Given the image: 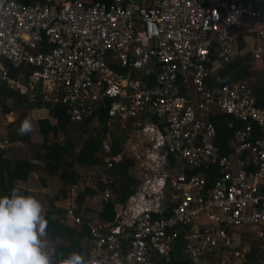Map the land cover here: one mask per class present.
I'll return each mask as SVG.
<instances>
[{"label":"built area","instance_id":"2783aa9c","mask_svg":"<svg viewBox=\"0 0 264 264\" xmlns=\"http://www.w3.org/2000/svg\"><path fill=\"white\" fill-rule=\"evenodd\" d=\"M241 32L254 37L250 49L262 61L264 0H0V83L30 100L41 94L65 105L73 123L104 98L115 99L111 112L146 115L144 126L137 122L149 145L143 159L136 156L135 191L113 222L86 218L84 256L92 264H174L176 251L191 264H264V107L247 81L224 84L217 95L205 83L210 56H217L215 68L232 61ZM111 64H130L134 77ZM21 65L33 67L28 79L21 70L12 78L10 66ZM217 111L244 122L229 140L232 155L215 143L208 114ZM10 146L0 132L6 156ZM101 152L102 165L73 191L96 190L97 179L109 183L100 171L126 156L112 153L108 137ZM113 199L108 189L94 196L98 213ZM75 210L59 223L81 226Z\"/></svg>","mask_w":264,"mask_h":264},{"label":"trees","instance_id":"16d2710c","mask_svg":"<svg viewBox=\"0 0 264 264\" xmlns=\"http://www.w3.org/2000/svg\"><path fill=\"white\" fill-rule=\"evenodd\" d=\"M19 2L29 4L44 0H17ZM86 3H92L98 0H83ZM248 34L241 32L236 39L238 54L230 62H224L218 67H214L210 61L217 59V56L211 55L210 61L205 64L208 74L205 78V83L210 91L217 95L220 88L227 83L248 82V86L255 98L258 107H264V58L262 59L261 69L258 75L254 78L253 74V54L246 39ZM118 72L124 73L128 78H133L132 67L129 64L122 68L118 65L111 64ZM33 67L22 65L18 68L10 66L9 75L12 78H17L19 70L24 71L25 79H28ZM147 85L152 84L153 77L148 76L146 79ZM115 99L104 98L96 108L93 114L86 117L79 124V133L67 136L64 143H60L59 134L65 133L69 127V115L67 107L52 101H42L41 94H37L35 100H30L24 95L9 88L6 84L0 83V113L9 115L16 113V118L13 127H16V135L14 138H9L12 142L28 144L32 142L33 134L41 137L40 147L42 152L35 155L36 160L43 163V166L31 164L27 160L10 161L7 159L6 152L0 150V196L10 194V190L16 187L17 182H26L29 175L34 169H43L50 176L58 177L61 182V188L58 195L48 201V209L45 212L48 221L47 231L53 242L58 244L57 251L63 254H68L73 251L83 253L82 241L88 238L89 231L86 226L87 217L86 209L83 208L84 201L87 197H93L96 194L95 189L86 188L82 192L77 193L76 210L77 215H81L83 224L77 227H67L59 223V219L66 213L67 202L71 198L69 188L77 184L79 179V171L75 169V165L85 169H92L95 166L102 165V143L107 137L112 144V153H118L122 150L120 141L113 136V130L109 127V120L113 118L111 115L112 106ZM45 108L47 109L48 117L55 120L51 124L47 118H34L31 109ZM97 116V127H91L90 121ZM29 118L34 124L31 130L21 135L19 128L21 123ZM216 130L215 143L222 153L232 155V148L229 146V140L232 138L233 130L241 128L244 122L229 114H224L219 111L211 114L209 117ZM155 121V118H152ZM35 120V121H34ZM31 123V124H32ZM232 123V127H229ZM90 126V127H89ZM254 135L258 134V125L253 123ZM7 138V137H6ZM80 139L81 146L78 151L75 150L74 141ZM8 139V138H7ZM8 139V140H9ZM135 159L124 156L123 159L113 165L110 171L100 172L106 173L110 178L109 183L97 185V189L103 192L108 189L113 194V201L103 203V210L98 215V219L102 222H113L116 214L115 209L118 205H124L128 197L135 191L139 180L131 173ZM101 173L97 176L100 178ZM208 183H212V177H208ZM18 189V188H17ZM28 194L27 191H21ZM253 244L256 241L252 240ZM250 262V260H249ZM174 264H191L190 262L181 261L180 253L176 251L173 254ZM55 264V258L54 262ZM160 264H163L162 262Z\"/></svg>","mask_w":264,"mask_h":264},{"label":"clouds","instance_id":"9594fccd","mask_svg":"<svg viewBox=\"0 0 264 264\" xmlns=\"http://www.w3.org/2000/svg\"><path fill=\"white\" fill-rule=\"evenodd\" d=\"M29 118L21 123V135L31 130ZM48 221L41 201L13 187L0 196V264H92L78 251H57L47 231Z\"/></svg>","mask_w":264,"mask_h":264},{"label":"rangeland","instance_id":"374dc122","mask_svg":"<svg viewBox=\"0 0 264 264\" xmlns=\"http://www.w3.org/2000/svg\"><path fill=\"white\" fill-rule=\"evenodd\" d=\"M259 48L263 49L261 45L259 46ZM216 63H217V60L213 63V66H215ZM261 64H262L261 60H255L253 58L254 74H253V77L251 78H254L256 75H258L261 69ZM30 111L31 113L33 112L32 109ZM41 112L42 113H37L39 116L38 119H44V116L46 115L45 110ZM15 118H16V113H12V114L5 115V116L0 113V132H1V135L4 136L5 138L7 137L8 139L9 138L11 139L15 137L16 127L12 126V124L15 121ZM45 118H47L51 124L55 123L52 118H48V117H45ZM137 122L141 123V125L144 126V124H146V117L142 115L131 117L130 114H126V116L123 117L120 115L119 112H117L113 116V118L109 121V125L111 127V130H113V136H115L120 141V144L122 146V149L125 155L133 156V158L135 159V163L133 167L130 169V171L135 176V178L140 179L141 178L140 177V167H139L140 160L136 156H139L141 157V159H143V156L146 153L145 152L146 147H148L147 144L149 142V139H148V135H141V138H139L141 126L140 127L137 126ZM93 124H97L96 121ZM31 125L32 127L34 126L33 123ZM78 133H79V124L78 123L70 124L65 133L63 132L59 134V138L60 137L62 138V141H60V143L61 144L64 143L67 136L71 137L72 135H75ZM10 139L9 141L12 143V146L9 147L8 149L9 153H7V159H9L10 161H14L16 159H25V160L33 161L35 159V155L39 152H42V149L39 146L41 142V137L37 135L33 134L32 142L28 144L19 145L18 143L12 142ZM140 140H142L143 144L141 146L136 145V143L140 142ZM74 143H75L74 144L75 150L78 151L81 146L80 139H76ZM81 168L82 167H80V170H82ZM89 170L91 169L83 168V171H85L84 172L85 175H87V172ZM89 176H92V174H90ZM39 177H40V173L35 172L30 177L29 183L23 184V187L29 190H33L31 194L35 195L41 201V203L44 206V209L46 210L48 207L49 199L53 195H58V191L61 188L60 187L61 184L59 183L60 182L59 180H58L59 181L58 183L60 184L59 186H58V183L51 181V183H48V187L50 189L43 191L41 189ZM85 204L90 207L92 206L90 199H87Z\"/></svg>","mask_w":264,"mask_h":264},{"label":"crops","instance_id":"0c3cea01","mask_svg":"<svg viewBox=\"0 0 264 264\" xmlns=\"http://www.w3.org/2000/svg\"><path fill=\"white\" fill-rule=\"evenodd\" d=\"M246 39H247V41L249 42V47H250V45H253V41H254V37H250V35H247V37H246ZM252 43V44H251ZM236 48H237V43H236ZM238 49V48H237ZM112 62H114V60H112ZM114 65H116V64H114ZM187 97H191V93L187 96ZM33 110V112H32V116L35 118H38L39 116H38V114L37 113H42L41 111H43V110H45L46 112V115L44 116V118L45 117H48V113H47V109H45V108H34V109H32ZM34 111H36V112H34ZM117 112H119L120 113V115L121 116H123V117H125L126 116V111L125 110H123V109H121V111H117ZM117 112H111V115L112 116H114ZM36 113V114H35ZM139 116V115H142V116H145L146 117V115L144 114V113H135V114H132L131 115V117L132 116ZM208 116H210L209 114H208ZM88 117V116H87ZM48 118H51V117H48ZM86 118V117H85ZM84 118V119H85ZM53 119V118H52ZM83 119V120H84ZM54 120V119H53ZM111 120V119H110ZM109 120V121H110ZM96 121V123L98 124V119H97V116H95V117H93L92 118V120L90 121V126L93 128V127H97V124H93L94 122ZM149 121H150V118H149ZM54 122H55V120H54ZM71 122V121H70ZM72 124H75V123H73V122H71ZM78 123V122H77ZM89 126V127H90ZM109 127H110V125H109ZM110 129H111V127H110ZM140 135V137L139 138H141V135H144L143 133H139ZM60 139V141H62V138L60 137L59 138ZM144 141V140H143ZM141 142V143H140ZM140 142H138V143H136V145H138V146H141L142 144H143V142H142V140H140ZM15 143H18L19 145L21 144V143H19V142H15ZM149 145V142H148V144H147V146ZM121 151H123V149L121 150ZM8 153H9V151H8ZM127 157H131V156H128V155H126ZM16 160H25V159H16ZM15 161V160H14ZM27 161H29V160H27ZM31 164H33V165H37V166H43V163L41 162V161H39V160H36V158L33 160V161H29ZM75 169L76 170H78L79 171V179H78V182H77V184L80 182V181H82L86 176H85V171H83V167L81 168L82 170H80V167L78 166L77 167V165H75ZM35 172H38V173H40V177H39V181H40V184H41V189L43 190V191H45V190H49L50 188L48 187V183H51V181L52 182H55V183H58L60 180L58 179V177H53V176H50L45 170H43V169H40V168H38V169H34L33 170V172L29 175V177H28V180L26 181V182H17L16 183V187L20 190V191H27L28 192V194H31V192L33 191V190H29V189H26V188H24L23 187V184H28L29 183V181H30V177L35 173ZM94 179H95V177H93ZM92 178V179H93ZM59 180V181H58ZM100 182V180H98L97 179V182L95 183V187H96V194H95V196L100 192L98 189H97V185H98V183ZM60 184H61V182H59ZM58 183V186L60 185ZM103 183V182H102ZM22 186H20V185ZM77 184H75V185H73V186H76ZM73 186H71L68 190H69V192H70V194H71V198H70V200L67 202V209L69 208V207H71L72 205H76V197H77V193H78V191H73ZM60 187H61V185H60ZM94 187V188H95ZM22 188V189H21ZM92 189V188H91ZM52 196V195H51ZM55 195H53L51 198H53ZM94 197V196H93ZM93 197H87L86 198V200L84 201V204H83V208L84 209H86L87 211H86V217L87 218H89V219H95V218H98V215L100 214V213H98V211H99V208L97 207L98 205L97 204H94V202H93ZM50 198V199H51ZM87 199H90V202L92 203V206L90 207V206H88V205H86L85 204V202L87 201ZM113 201V200H112ZM102 207H103V205H102ZM47 209H48V207H47ZM47 209L45 210V212L47 211ZM116 209H117V206H116ZM115 209V210H116ZM247 230H248V228H244L243 229V231L244 232H247ZM252 238H253V236L254 235H251V234H249ZM247 237V236H246ZM55 243V242H54ZM86 244H87V238L86 239H83V241H82V247H83V255H85L86 254V252H87V247H86Z\"/></svg>","mask_w":264,"mask_h":264},{"label":"water","instance_id":"95a60500","mask_svg":"<svg viewBox=\"0 0 264 264\" xmlns=\"http://www.w3.org/2000/svg\"><path fill=\"white\" fill-rule=\"evenodd\" d=\"M216 1L217 0H209L210 3H213V2H216ZM143 43H144V45H146V43H147L145 38L143 39Z\"/></svg>","mask_w":264,"mask_h":264}]
</instances>
